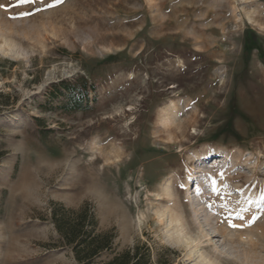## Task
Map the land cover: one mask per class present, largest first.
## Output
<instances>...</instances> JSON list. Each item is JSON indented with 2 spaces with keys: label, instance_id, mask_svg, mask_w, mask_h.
Here are the masks:
<instances>
[{
  "label": "rangeland",
  "instance_id": "374dc122",
  "mask_svg": "<svg viewBox=\"0 0 264 264\" xmlns=\"http://www.w3.org/2000/svg\"><path fill=\"white\" fill-rule=\"evenodd\" d=\"M262 195L264 0H0V264H76L52 203L100 261L264 264Z\"/></svg>",
  "mask_w": 264,
  "mask_h": 264
},
{
  "label": "trees",
  "instance_id": "16d2710c",
  "mask_svg": "<svg viewBox=\"0 0 264 264\" xmlns=\"http://www.w3.org/2000/svg\"><path fill=\"white\" fill-rule=\"evenodd\" d=\"M263 62V58H262ZM79 88L63 87L70 93L80 91L86 94L89 89L85 79L81 80ZM62 92L61 89H56ZM50 221L58 235L62 247H67L73 255L76 264H168L165 260L159 259L153 263L151 251L145 244H135L122 252L114 254L106 261L99 259L105 253H111L115 233L110 230L97 232V221L89 204L84 203L77 209L64 207L59 203L50 205Z\"/></svg>",
  "mask_w": 264,
  "mask_h": 264
},
{
  "label": "snow or ice",
  "instance_id": "6c2138e0",
  "mask_svg": "<svg viewBox=\"0 0 264 264\" xmlns=\"http://www.w3.org/2000/svg\"><path fill=\"white\" fill-rule=\"evenodd\" d=\"M23 2V0H22ZM31 2H35V0H31ZM60 2L62 3L63 0H60ZM196 191H199V189H196ZM261 199H264V195H262ZM243 212H247V209H243L242 211H237L235 213V218L238 221H241V223L236 224V223H229V227L230 228H244V227H250L252 226L254 223H256V221L259 219V217L255 214H252L250 219H245L243 216ZM225 219H229V217H225Z\"/></svg>",
  "mask_w": 264,
  "mask_h": 264
},
{
  "label": "bare ground",
  "instance_id": "6f19581e",
  "mask_svg": "<svg viewBox=\"0 0 264 264\" xmlns=\"http://www.w3.org/2000/svg\"><path fill=\"white\" fill-rule=\"evenodd\" d=\"M171 222L172 223H174L175 225H177L180 229H179V231H180V234L182 235V237H184V238H186V235L188 234V232H187V234H184L183 233V231H184V226H183V223H182V221H181V219H180V217H175V218H172L171 219ZM185 236H184V235ZM183 238V239H184ZM190 239V238H189ZM186 241H187V239H185ZM191 241V240H190ZM210 262V261H209Z\"/></svg>",
  "mask_w": 264,
  "mask_h": 264
}]
</instances>
